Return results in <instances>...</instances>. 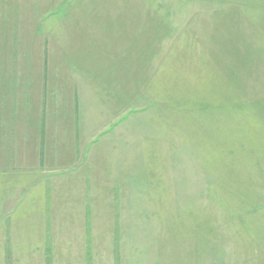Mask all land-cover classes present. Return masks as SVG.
<instances>
[{"label": "rangeland", "instance_id": "obj_1", "mask_svg": "<svg viewBox=\"0 0 264 264\" xmlns=\"http://www.w3.org/2000/svg\"><path fill=\"white\" fill-rule=\"evenodd\" d=\"M23 50L61 146L0 156V264H264V0H0Z\"/></svg>", "mask_w": 264, "mask_h": 264}, {"label": "crops", "instance_id": "obj_2", "mask_svg": "<svg viewBox=\"0 0 264 264\" xmlns=\"http://www.w3.org/2000/svg\"><path fill=\"white\" fill-rule=\"evenodd\" d=\"M24 55L23 50L20 57L14 59V64L18 66H0V156L3 157L2 162H7L8 165L12 164V156L28 155L29 142L34 138L43 141V145H48L47 141L51 139L55 141L56 147L61 146L57 142V138L60 141V136L57 137L56 132L57 121L60 122L62 117V103L57 101V89L51 101L45 100L46 96L42 92L44 84L52 87L57 82L60 85L55 69L26 67ZM38 112L40 113L37 115ZM53 126L55 133L49 137L50 127ZM41 129L44 135L40 138ZM3 165L5 164L1 166ZM18 166V170L22 171L18 172L19 176L25 169H30L27 165Z\"/></svg>", "mask_w": 264, "mask_h": 264}]
</instances>
